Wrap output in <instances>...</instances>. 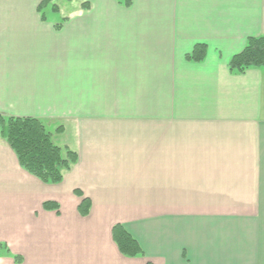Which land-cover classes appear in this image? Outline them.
<instances>
[{
  "label": "crops",
  "instance_id": "0c3cea01",
  "mask_svg": "<svg viewBox=\"0 0 264 264\" xmlns=\"http://www.w3.org/2000/svg\"><path fill=\"white\" fill-rule=\"evenodd\" d=\"M131 1L0 0V114L78 155L45 185L0 135V264H264V70L229 68L264 0Z\"/></svg>",
  "mask_w": 264,
  "mask_h": 264
},
{
  "label": "trees",
  "instance_id": "16d2710c",
  "mask_svg": "<svg viewBox=\"0 0 264 264\" xmlns=\"http://www.w3.org/2000/svg\"><path fill=\"white\" fill-rule=\"evenodd\" d=\"M54 1L42 0L40 3L38 12L42 13L44 20V11L49 6L53 12L59 11ZM118 1L127 7L132 3L131 0ZM82 9H90V3H83ZM206 54L207 46L198 44L186 58L188 61L202 62ZM229 68L232 72L241 74L253 68L264 70V36L250 37L245 48L231 58ZM62 131L63 126L52 130L45 121L37 118L6 117L0 114V135L16 155L20 167L47 185L61 184L65 174L78 162L75 152L55 142V135ZM76 194L82 197L79 213L82 216L88 215L92 208L91 200L83 197L80 191H76ZM59 208L56 202L44 204L45 210L58 211ZM112 236L122 255L129 258L143 256L144 251L139 242L121 224L113 227ZM3 251H6V246L0 243V254Z\"/></svg>",
  "mask_w": 264,
  "mask_h": 264
},
{
  "label": "rangeland",
  "instance_id": "374dc122",
  "mask_svg": "<svg viewBox=\"0 0 264 264\" xmlns=\"http://www.w3.org/2000/svg\"><path fill=\"white\" fill-rule=\"evenodd\" d=\"M64 4L62 3L61 5H60V7L62 8V6H63ZM45 13H48V14H50L51 12H52V7L51 6H49L45 11H44ZM75 167V165L73 166V168ZM73 170V169H72ZM71 170V171H72ZM70 171V172H71ZM70 172H68V173H70ZM64 178H65V176H64ZM64 181V180H63ZM44 184V183H43ZM45 185H47V184H45ZM60 207V206H59ZM78 208H79V206H78ZM49 211V210H48ZM78 211H79V209H78ZM56 212H60V208H59V210L58 211H56ZM80 214V213H79ZM90 214V213H89ZM88 214V215H89ZM81 215V214H80ZM88 215H86V216H82V217H87ZM1 253H3V252H1Z\"/></svg>",
  "mask_w": 264,
  "mask_h": 264
}]
</instances>
